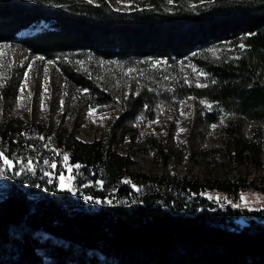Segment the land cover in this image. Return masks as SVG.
Instances as JSON below:
<instances>
[{
  "label": "trees",
  "instance_id": "trees-1",
  "mask_svg": "<svg viewBox=\"0 0 264 264\" xmlns=\"http://www.w3.org/2000/svg\"><path fill=\"white\" fill-rule=\"evenodd\" d=\"M133 1L119 12L106 0H0V45L48 23L21 46L54 62L83 101L113 111L109 135L93 142L68 127L0 120V264H264V210L233 204L264 194V0ZM174 61L201 72V84ZM147 86L213 105L205 117L218 145L205 159L227 175H152L114 149L119 129L141 154L171 159L167 138L136 144L129 125L143 98L155 100ZM10 89L0 88V109ZM64 163L73 191L59 189Z\"/></svg>",
  "mask_w": 264,
  "mask_h": 264
},
{
  "label": "rangeland",
  "instance_id": "rangeland-1",
  "mask_svg": "<svg viewBox=\"0 0 264 264\" xmlns=\"http://www.w3.org/2000/svg\"><path fill=\"white\" fill-rule=\"evenodd\" d=\"M106 2L119 12L131 11L135 6L133 0ZM46 27L44 23L24 29L17 34L14 42L0 45V88L7 81L11 83L6 107L0 109V120L20 117L68 127L78 139L85 142H93L109 135L113 111L106 107H93L83 101L81 95L84 91L64 79L54 62L21 46V40L41 32ZM86 56L91 60L92 66H99L98 59L90 54ZM174 62L185 73V80L189 84H201V72L190 68L186 61ZM146 64L155 72L169 70L165 61H149ZM164 92L167 93L153 92V87L147 86L144 96L156 93L155 100L148 103L143 98V106L129 125L136 129V144H142L148 136L167 138L172 156L168 163L161 164L153 155L141 154L135 143L130 147L126 143L128 138L122 136L119 129L115 131L112 139L114 149L122 155H129L137 169L152 175H227L225 169L214 167L205 159L206 152L218 145L214 134L215 125L205 117L206 113L213 112V105L195 97L179 100L171 90ZM64 168L65 173L59 177V189L73 191L72 167L64 163ZM203 197L217 203L229 201L215 192L206 193ZM233 202L237 208L264 210V194L261 193H242Z\"/></svg>",
  "mask_w": 264,
  "mask_h": 264
},
{
  "label": "snow or ice",
  "instance_id": "snow-or-ice-1",
  "mask_svg": "<svg viewBox=\"0 0 264 264\" xmlns=\"http://www.w3.org/2000/svg\"><path fill=\"white\" fill-rule=\"evenodd\" d=\"M0 155H2V153H0ZM4 159H5V162H6V163H9V164L11 163V161H9V160L7 159V157H5ZM65 160H67V157H65Z\"/></svg>",
  "mask_w": 264,
  "mask_h": 264
}]
</instances>
